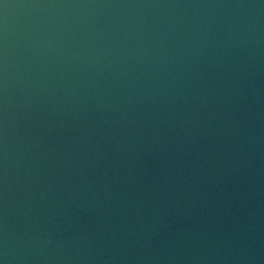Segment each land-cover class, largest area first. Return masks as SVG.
Segmentation results:
<instances>
[{
  "label": "water",
  "instance_id": "water-1",
  "mask_svg": "<svg viewBox=\"0 0 264 264\" xmlns=\"http://www.w3.org/2000/svg\"><path fill=\"white\" fill-rule=\"evenodd\" d=\"M0 264H264V0H0Z\"/></svg>",
  "mask_w": 264,
  "mask_h": 264
}]
</instances>
